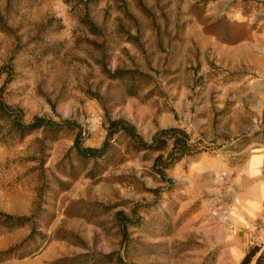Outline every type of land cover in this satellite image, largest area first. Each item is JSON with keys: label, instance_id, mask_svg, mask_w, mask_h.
Here are the masks:
<instances>
[{"label": "rangeland", "instance_id": "374dc122", "mask_svg": "<svg viewBox=\"0 0 264 264\" xmlns=\"http://www.w3.org/2000/svg\"><path fill=\"white\" fill-rule=\"evenodd\" d=\"M86 13L102 29L100 37L82 22ZM0 14L9 27H0V67H14L9 82L7 73L0 76V88L7 82L4 99L23 108L26 119L74 118L85 129V144L98 147L107 134L106 111L93 93L105 98L123 93L103 65L138 67L152 76V84L138 96L108 104V115L133 122L147 140L161 128H184L204 148L167 170L173 183L152 168L154 154L141 152L111 164L99 179L83 173L64 190L54 174L60 175L57 165L73 145L72 131L43 149L41 131L22 141L0 140V210L34 218L0 252L22 242L33 227L51 237L45 245L38 236L16 254L40 247L32 260L13 257L0 264H47L86 252L70 233L91 250L119 251L138 264H240L251 246L264 245V212L253 223L242 218L238 186L245 179L224 155L222 142L235 137L237 126L255 124L256 115L240 102L254 104L255 77L244 76L256 73L247 66L223 69L210 46L203 50L212 41L231 44L205 30V20L218 18H223L219 30L229 27L238 42L264 46V0H0ZM258 52L263 61L264 49ZM232 81L239 85L219 98ZM155 188L159 194L149 191ZM136 203L143 220L129 226L125 241L115 213L131 214ZM80 208L85 216L67 214ZM6 234L0 226V239Z\"/></svg>", "mask_w": 264, "mask_h": 264}, {"label": "trees", "instance_id": "16d2710c", "mask_svg": "<svg viewBox=\"0 0 264 264\" xmlns=\"http://www.w3.org/2000/svg\"><path fill=\"white\" fill-rule=\"evenodd\" d=\"M64 1L85 4L88 2V0ZM222 19L205 20L203 23L205 30L224 42H238L239 40H235L234 36L229 32V27L226 28L225 26L224 31L219 30ZM82 22L86 24L91 34L97 37L102 35V29L90 18L88 13L84 15ZM0 27L3 30H9L2 14H0ZM103 69L112 82L122 87L123 93L119 96L107 93V98L101 97L99 93H93L101 101L106 111L105 125L107 134L100 146L94 147L85 144V129L74 118L60 117L57 120L49 115H36L28 120L26 119V112L23 108L9 104L4 99L3 92L6 83L9 82L10 76L14 72V67L10 64L0 67V76L4 73L9 75L7 82L0 88V140L3 142L22 141L31 134L41 131L42 137L40 138V144L41 149H43L46 142L56 141L61 132L72 131L75 134L73 145L57 165V171L60 172V175L54 174L56 185L64 190L68 189L71 182L78 179L83 173L91 179H99L111 164L123 162L126 159L125 155L141 152L154 154L152 168L163 181L173 183V179L168 176L167 170L174 167L185 157L194 156L202 152L204 148L199 145L198 141L193 140L192 135L186 129L178 126L158 129L152 138L147 140L138 131L137 126L133 122L125 118L110 117L108 115V104H119L128 97L140 95L145 87L152 84V76L149 73L141 71L138 67H116L115 69H111L104 64ZM42 165L43 160L41 159V168H43ZM149 191L159 194L161 189L155 188L149 189ZM86 204L88 207L97 206L102 209H107V206L97 203L86 202ZM139 205L141 204L136 203L132 207L131 214L126 213L124 210H118L115 213L122 238L125 241L130 239L129 226H137L142 223L143 217L139 213ZM108 209L110 208L108 207ZM67 214L85 216L81 208L74 212H70L69 210ZM33 219V215H13L0 210V226L7 233H11L25 225L32 224ZM64 234L68 233L64 231ZM70 235L68 236L75 240L73 242L81 244V246L87 249L86 252L62 256L47 264H138L135 262L128 263L124 255L119 251L103 253L91 250L79 235L74 233H70ZM38 236L46 240L45 245L51 241V237H47L45 233H41L37 231L36 227H33L30 234L22 242L0 252V262H4L13 257L24 259L38 254L41 251L40 247L16 255L22 248L32 246ZM70 237L63 235V239ZM240 264H264V245L257 243L251 246Z\"/></svg>", "mask_w": 264, "mask_h": 264}, {"label": "crops", "instance_id": "0c3cea01", "mask_svg": "<svg viewBox=\"0 0 264 264\" xmlns=\"http://www.w3.org/2000/svg\"><path fill=\"white\" fill-rule=\"evenodd\" d=\"M255 38V37H254ZM212 48L216 57V62L223 69L231 72L240 71L243 66H247L256 75L246 74L244 77H255V85H253L252 96L255 99L254 104L240 102L241 107L246 109V105L250 112L256 115L255 124L247 129H240L237 126L236 135L233 138L222 140L225 150L224 155L231 157L234 161V170L239 177L245 179L243 185L238 186L240 194H238V202L242 205L240 209L242 218L247 224L253 223L256 216H260L264 212V64L257 60V55L261 56L258 50H263V44H259L256 40H248L231 44L222 42H210L206 45ZM264 58V55H262ZM204 63L207 64L205 61ZM238 77V74H235ZM238 81V80H237ZM232 81L225 91H232L239 82ZM258 84V85H256ZM227 92L218 95L219 98L226 97ZM206 94H209L208 91ZM240 100V99H239ZM238 100V101H239ZM238 104V103H237ZM237 107L234 108L236 110ZM239 110V109H237ZM252 110V111H251ZM174 127V126H173ZM211 127V126H210ZM209 128V127H207ZM208 130H211L210 128ZM205 132L204 129L200 130ZM208 137V134H205ZM228 137V136H227ZM228 158V161H231ZM241 171V172H239ZM11 232L0 239V246L4 244L12 245L19 238V232ZM32 257H26L24 260H32Z\"/></svg>", "mask_w": 264, "mask_h": 264}]
</instances>
